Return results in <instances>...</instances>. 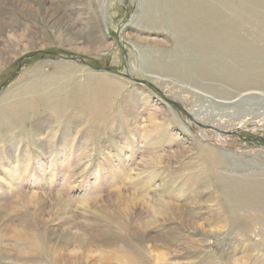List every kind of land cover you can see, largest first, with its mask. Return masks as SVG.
Listing matches in <instances>:
<instances>
[{"label":"rangeland","instance_id":"obj_1","mask_svg":"<svg viewBox=\"0 0 264 264\" xmlns=\"http://www.w3.org/2000/svg\"><path fill=\"white\" fill-rule=\"evenodd\" d=\"M170 1L0 0V264H88L76 226L108 264H264V96L233 102L264 62L189 61Z\"/></svg>","mask_w":264,"mask_h":264},{"label":"bare ground","instance_id":"obj_2","mask_svg":"<svg viewBox=\"0 0 264 264\" xmlns=\"http://www.w3.org/2000/svg\"><path fill=\"white\" fill-rule=\"evenodd\" d=\"M182 1H180V3L178 1L177 2L179 5H182V6L185 5L184 6L185 8L184 7L181 8L182 6L181 7L179 6L182 9V11H183V9L186 10V14L183 13V14H185V15H183V18H180V16H179V18H180V20H179V18L176 16L177 15L176 12H177L178 8L173 7L174 6V4L172 5L173 1H170L167 4L166 8L164 9L166 14L165 15L163 14V15H164V17H166L167 14L171 15L173 13L172 15H175V19H177L175 21H179L178 22L179 24H177V22H176V24L179 25L181 28L180 29L182 32L181 36H182V38L186 37L188 40L185 45H183V46L180 45L181 49L179 50V53L181 52V54H182V52H184L187 55L186 57L189 59V61L191 59V53H193V51H195L196 54L198 53L199 57H201L202 59H205V62H206V63L200 62L201 64L200 63L199 64L201 66L203 65L204 69L206 67L215 68L216 69L215 73L218 75H219L218 72L222 71L221 70L223 68L222 64H226L225 63V62H227L226 60L229 59V57L227 58V56L229 54H235V55L237 54L236 58L231 60L232 63L237 61V59H246V57H248L251 62L247 66V69L255 68V66L259 62H261V63L264 62V58L258 56L264 52V0H237L236 6L233 5L234 0H231V1L230 0H186L185 2L184 1L182 2ZM227 12H229V13H227ZM180 15H182V13ZM226 15H228V16H226ZM170 18H171V16H170ZM227 18L229 20H231L232 22L225 21ZM176 29H177V26H176ZM249 38H251L253 40L251 42H248ZM180 40H181V38H180ZM184 41H186V39ZM178 49L179 48H177L176 50H178ZM242 49L244 51L241 53H238ZM257 49H259V51H260L258 54H256ZM207 54H208V58H206ZM165 56L167 57V55H165ZM184 60H185V58H184ZM184 60H182V61L184 62ZM191 60H193V59H191ZM181 64L184 65V68L186 69L185 78H188V74H189L188 72L189 71L187 70V67L185 66V64H183V63H181ZM186 65L189 66V63H187ZM152 68H156V67L152 66ZM159 70H161V69H159ZM163 72L164 71H162L160 73L158 71V73L156 74V78L160 79V77H162L163 75L165 76V74H164L165 72L164 73ZM169 72L172 74H168V76L172 75V76H177L179 78H182V76H183L181 73H178L175 65H172V70L170 69ZM196 74L199 75L200 77L203 76V77H207L210 80H214L211 77L212 75H210L209 73H206L204 71L196 72ZM186 75H187V77H186ZM243 75H248V74L244 73ZM223 78L224 79L222 81L224 84L226 82V78L225 77H223ZM217 81H220V80H217ZM193 87H194V89H197L198 91H201L203 93H207L210 90L209 87L198 85L197 83H195ZM236 90H237L238 94L235 96L236 99H234L235 101H233V102L244 100V99H252V98L259 97V96H264V89L263 90H255V89L238 90V89H236ZM207 94H209V93H207ZM223 94H224V92H223ZM210 95H212V94L210 93ZM224 95H222V96H224ZM222 96H221V100H222ZM218 97H220V96H218ZM231 98H232V96H231ZM226 100H232V99H225V101ZM118 190H119V188H118ZM136 197L131 195V194L125 195V200L121 204L122 207H126L127 209H129V206H132L133 202H135L138 199ZM114 201H115V203H113V205H110L111 208L109 210L108 209L104 210L103 207L100 206V208H102L101 209L102 212L105 214L104 219H100V221L101 220H107L110 223L111 222L114 223V221L118 217L122 216V214L119 213V211H118L120 201L115 200V199H114ZM55 202H56V200H55ZM59 202H61V201H59ZM90 207H91V205H90ZM130 208H132V207H130ZM125 218H126V216H125ZM129 219H132V217ZM97 221L99 222V220H97ZM97 221H95V222H97ZM117 225L120 226L121 229H123V226H121L119 224H117ZM108 228L105 231L106 234H108V236L110 235L113 237V236L118 235L117 232L114 233L113 229L110 228V230H111L110 231ZM117 229L121 231V229H119L118 227H117ZM9 230H10V228H9ZM94 231H95V228H93V229L91 228V230L90 229H79V227L76 226L74 232L71 234H68V235H70L71 237L73 236V238H72L73 240H77V239L82 240L79 243L83 244L86 247L87 253L89 252L88 256H86V257H88L87 258L88 264H106V263L108 264L109 261L112 260L111 257H109L106 254L105 255L103 254L100 257H95L94 254H92V253L96 252L97 249L109 248V247L113 246L114 245L113 239H112V241L106 240V241H102L99 243L98 242H90L91 240L88 241V236L90 234H93ZM12 232L14 233L13 230H12ZM69 232H70V230H69ZM122 232H124V230H122ZM81 237L84 239H81ZM121 237H120V239H121ZM109 239H110V237H109ZM92 248L95 251H93ZM86 250H85V252H86ZM91 251H93V252H91ZM97 252H99V251H97ZM77 254H75V252H73V249H72V251L65 257V259H61L59 256H57L55 258L54 262H56L57 264H67V263L69 264L72 262L76 263L77 261H79V257Z\"/></svg>","mask_w":264,"mask_h":264},{"label":"water","instance_id":"obj_3","mask_svg":"<svg viewBox=\"0 0 264 264\" xmlns=\"http://www.w3.org/2000/svg\"><path fill=\"white\" fill-rule=\"evenodd\" d=\"M18 71H19V69H18Z\"/></svg>","mask_w":264,"mask_h":264}]
</instances>
